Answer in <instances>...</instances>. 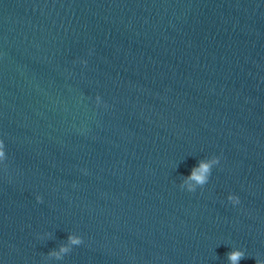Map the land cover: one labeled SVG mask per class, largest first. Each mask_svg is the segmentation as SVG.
<instances>
[{"label":"water","instance_id":"water-1","mask_svg":"<svg viewBox=\"0 0 264 264\" xmlns=\"http://www.w3.org/2000/svg\"><path fill=\"white\" fill-rule=\"evenodd\" d=\"M0 139V264L264 261V0H0Z\"/></svg>","mask_w":264,"mask_h":264},{"label":"clouds","instance_id":"clouds-1","mask_svg":"<svg viewBox=\"0 0 264 264\" xmlns=\"http://www.w3.org/2000/svg\"><path fill=\"white\" fill-rule=\"evenodd\" d=\"M82 64H87L86 60L81 61ZM96 102L99 104V101L101 100V97L99 95L96 96ZM4 147V141L3 139H0V158H4L5 153L3 151ZM220 161L219 156H214V158L210 162L200 161L198 167H195L192 169L191 174L185 179L184 183L180 186L182 189H184V186L187 185V191L194 192L196 190V186L198 185L200 188H203L204 185H206L209 181V178L212 173L211 165L216 164ZM189 181H194L195 185L192 183H189ZM38 202H42V197L37 196L36 197ZM228 201L231 202L233 205L240 203V198L235 194H229L227 197ZM69 242L73 245H80L83 243L82 238L79 237H69ZM69 249L67 247H61L59 250V253H67ZM59 253H52L51 255H56L57 258H60ZM245 253L242 250H236L228 253V259L230 261V264H238V262L244 258ZM256 264H264V261H262L260 258L255 257Z\"/></svg>","mask_w":264,"mask_h":264}]
</instances>
